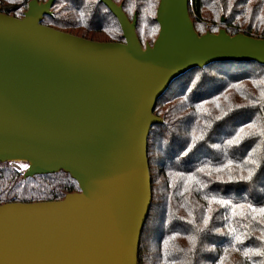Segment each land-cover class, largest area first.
Segmentation results:
<instances>
[{"label": "water", "instance_id": "95a60500", "mask_svg": "<svg viewBox=\"0 0 264 264\" xmlns=\"http://www.w3.org/2000/svg\"><path fill=\"white\" fill-rule=\"evenodd\" d=\"M99 1L123 41L44 25L54 0H29L21 17L0 12V162L26 161L25 177L62 170L79 186L59 200L0 204V264H137L157 99L193 68L264 65V38L198 34L189 0H159L158 33L144 45L136 13Z\"/></svg>", "mask_w": 264, "mask_h": 264}, {"label": "trees", "instance_id": "16d2710c", "mask_svg": "<svg viewBox=\"0 0 264 264\" xmlns=\"http://www.w3.org/2000/svg\"><path fill=\"white\" fill-rule=\"evenodd\" d=\"M28 1L1 0L16 17ZM113 1L130 20L136 13L137 37L151 44L159 0ZM51 10L44 25L123 41L116 17L99 0H54ZM189 13L198 34L224 28L264 38V0H189ZM153 112L162 122L147 138L152 198L137 264H264V65L193 68L171 82ZM12 168L0 162V204L79 191L62 170L25 177Z\"/></svg>", "mask_w": 264, "mask_h": 264}, {"label": "rangeland", "instance_id": "374dc122", "mask_svg": "<svg viewBox=\"0 0 264 264\" xmlns=\"http://www.w3.org/2000/svg\"><path fill=\"white\" fill-rule=\"evenodd\" d=\"M216 27H218V25L216 24ZM9 164H11V166L13 167L12 169H14V171L20 175V174H24L25 170L28 167V163L26 161H20V160H11L8 161Z\"/></svg>", "mask_w": 264, "mask_h": 264}, {"label": "built area", "instance_id": "2783aa9c", "mask_svg": "<svg viewBox=\"0 0 264 264\" xmlns=\"http://www.w3.org/2000/svg\"><path fill=\"white\" fill-rule=\"evenodd\" d=\"M13 5L10 3H3L0 0V12L8 13L13 9Z\"/></svg>", "mask_w": 264, "mask_h": 264}, {"label": "snow or ice", "instance_id": "6c2138e0", "mask_svg": "<svg viewBox=\"0 0 264 264\" xmlns=\"http://www.w3.org/2000/svg\"><path fill=\"white\" fill-rule=\"evenodd\" d=\"M230 143H231V142H230ZM246 178H247V177H245V179H246ZM249 207H251V206H249ZM260 212H261V213H264V208H261V209H260Z\"/></svg>", "mask_w": 264, "mask_h": 264}]
</instances>
